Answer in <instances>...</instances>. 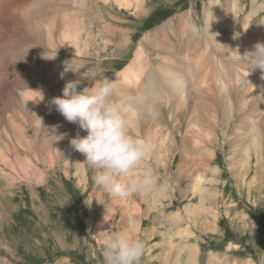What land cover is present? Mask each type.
Returning a JSON list of instances; mask_svg holds the SVG:
<instances>
[{
	"label": "bare ground",
	"instance_id": "obj_1",
	"mask_svg": "<svg viewBox=\"0 0 264 264\" xmlns=\"http://www.w3.org/2000/svg\"><path fill=\"white\" fill-rule=\"evenodd\" d=\"M63 1H66L63 9L73 8L71 13L59 9V0H34L25 6L23 3L25 17L20 32V25L12 28L19 20L9 17V6L5 3L9 15L0 23V33L14 37L17 59L11 60L8 69L2 63L8 75L0 80V107L7 125L2 123L0 134L11 127V139L16 134V139L25 140L32 129L34 136L47 145L44 147L49 149V158L54 153L61 155L60 159L71 158L84 175L89 164H96L97 168L105 169V177L114 174L117 179L120 170L125 172L130 166L127 171L132 178L125 173L126 181L119 179L124 181L117 189L121 187L130 193L131 182L138 183L144 188L137 193L138 198L146 202L148 209L158 207L155 196L159 192V197L166 200L167 189L159 184L158 178H143L154 177L159 165L171 167L172 162L179 166L172 181L180 185L183 180L190 182L187 186L190 194H180L188 200L186 214L205 215L208 206H219L222 192L213 188L223 182L226 185L227 181L221 179L222 167L216 155L217 148L226 150V146L230 151L227 164L233 176L240 181L253 175L247 184L249 191L254 187L260 191L256 181H264V17L260 23L255 19L264 10V0H252L251 12L243 20L239 33L234 31V25L238 14L246 8H238L236 0H226L224 5L221 0H210L201 27L198 25L201 18L189 10L146 36L129 65L114 79L106 78L96 84L98 76L93 71L102 66L101 55L108 49H124L131 41L126 37L127 31L122 30L127 22L105 14L102 6L132 10L134 16L140 17L148 13V2ZM31 8L35 10L33 13L29 12ZM33 53L39 54L38 57H33ZM71 55L81 60L92 81L78 80L75 72L78 67H72L73 62L68 65L73 60ZM89 58L96 60L87 62ZM24 65L29 68L22 70ZM14 75L19 78V87L13 88V94L9 91V77ZM185 121L187 133H182L180 127L179 131L170 127L183 125ZM176 136L182 137L181 145ZM92 143L113 147L115 152L104 154L97 150L90 158L85 146ZM34 145L31 142L25 147L32 157L40 158ZM7 149L10 151L8 144ZM9 154L6 158L0 156L4 165ZM16 156L19 165L27 170L26 175L36 170L35 162L28 157ZM122 156L134 160L137 166L128 165ZM21 171L16 172L24 176ZM174 187L178 189V184ZM208 193L219 196L208 199ZM172 203L169 199L168 204ZM158 209L165 210L163 206ZM168 217L183 219L181 214ZM137 219L131 220L135 227L140 225ZM186 250L189 264H197L195 246ZM214 257L211 255L208 264H221ZM177 264H181L179 256Z\"/></svg>",
	"mask_w": 264,
	"mask_h": 264
},
{
	"label": "rangeland",
	"instance_id": "obj_2",
	"mask_svg": "<svg viewBox=\"0 0 264 264\" xmlns=\"http://www.w3.org/2000/svg\"><path fill=\"white\" fill-rule=\"evenodd\" d=\"M33 1L0 0V5L2 4L0 23L10 10L9 17L19 20L12 28L20 25L18 29L20 32L25 17L22 8ZM65 2L59 0L57 5L59 9L66 7ZM147 2L148 13L140 16L141 18L134 16L132 10L118 11L114 9L115 6L114 10L102 6L105 14H111L127 22L123 24L122 30L127 31L126 37L131 38V41L124 49L117 51L108 49L107 53L101 55L102 66L100 70L93 71L98 76L94 84L103 82L106 78L114 79L134 58L139 43L175 17L192 10L201 18L198 25L200 27L204 25L206 16L204 9L210 4V0H147ZM5 3L9 6L8 11ZM225 3L226 0H221V4ZM236 3L238 8L242 9L244 6L246 8L240 15L238 14L237 25L233 24L234 31L239 33L244 24L243 20L251 12L252 0H236ZM32 8L29 10L30 13L35 11ZM63 10L71 13L73 8ZM59 16L61 15H58V18ZM263 17L264 10L257 14L255 21L260 23ZM97 31L98 27L95 26L96 34ZM3 34L0 33V80H4L8 75L7 69L11 66V60L17 59V44L14 37ZM115 36L121 38L117 34ZM33 55L36 58L39 54ZM70 59L73 60L68 62V65L73 62L72 67H78L74 68L79 76L78 80L83 79L85 83L92 81L91 73L82 66L81 60H75L74 55H71ZM89 60L96 59L89 58L87 62ZM3 62L7 69L3 68ZM28 68V65H24L22 70ZM9 79L11 80L9 91L14 94L13 88L19 87V78L14 75ZM48 107L49 105L46 106ZM4 117L0 107V132L3 129L2 123L6 124ZM170 127H175L178 131L180 127L182 133H187L186 121L183 125L173 124ZM30 130V137L25 140L16 139V134L11 139L13 132L11 127H6L0 134V148L3 150L0 156L6 158L7 153H10L5 165L1 162L3 158L0 157V264H177L178 256L181 264H189L186 250L188 246H195L197 249V264H208L212 259L211 255L221 264H264V181L257 180L256 185L260 191L254 187L251 193L247 184L251 183L253 175L248 180L237 181L240 178H235L228 168L227 160L230 157L228 146L226 150L217 148L216 155V161L222 167L221 179L227 181L226 185L223 182L213 188L222 192L219 198L220 205L208 206L205 215L186 214L184 208L188 200L183 199L180 194L183 196L190 194L187 188L190 182L183 180L180 185L172 181L179 168L173 162L171 167L159 165L154 177L143 178V180L158 178L159 184L167 189L165 201L159 197L161 192L155 196L158 207L163 206L165 210L159 211L158 207L148 209L144 205L146 202L138 198L137 193L144 188L137 182V185L131 182L133 190L130 193L121 187L117 189L121 182L126 181L124 174H130L127 171L131 170L130 166L125 172L120 170L117 179L114 174L111 178L105 177V169L97 168L96 164H89L84 175L78 171L77 162L71 158L62 156L60 159L61 155L54 153L55 156L51 155L50 159L49 149L44 147L47 146L45 142L40 141L39 137L36 138ZM6 136L9 138L6 139ZM176 137L181 145L182 137ZM31 142L35 144L40 158L32 157L27 151L28 148L25 146ZM2 146H6V149ZM85 151L86 155L92 158L96 151L105 154L115 152V149L92 143L85 146ZM16 155L21 158L28 157L30 161L35 162L36 170L26 175L27 170L19 165ZM134 155L137 156L136 153ZM176 157L180 158L178 152ZM122 158L128 165L131 163L136 165L134 160H128L124 156ZM117 161L120 162L118 155ZM17 169H22L21 172L25 175H18ZM106 179H109L110 183ZM175 184H178V189L174 187ZM174 192L177 195L174 196ZM207 195L208 199H216L219 196L216 193ZM169 199H172L171 205L168 204ZM170 214H181L183 219L179 221L175 220V217L171 220L168 217ZM136 217L140 224L138 227L131 222Z\"/></svg>",
	"mask_w": 264,
	"mask_h": 264
}]
</instances>
